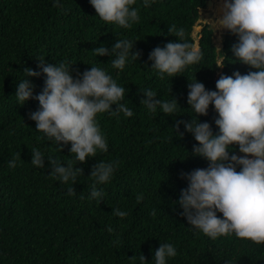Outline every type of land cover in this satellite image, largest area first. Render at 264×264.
<instances>
[{
  "label": "trees",
  "instance_id": "16d2710c",
  "mask_svg": "<svg viewBox=\"0 0 264 264\" xmlns=\"http://www.w3.org/2000/svg\"><path fill=\"white\" fill-rule=\"evenodd\" d=\"M208 1L150 0V6L144 7V0H136L132 7L140 20L125 29L103 21L90 0H60L62 9L54 6L56 0H0V264H133V256L137 257L135 264H140L141 254L148 264H154V252L162 243H171L178 253L167 264H264V244L235 234L212 239L188 223L178 203L189 183L181 172L206 169L209 162L192 155L198 142L183 124L181 137L175 124L199 119L211 124L214 135L219 134L214 105L207 116L197 117L188 104V84L197 80L215 91L222 74L257 71L234 55L231 48L239 38L226 29L218 51L208 24L200 33L202 59L198 63L186 66L175 77L165 74L164 79L151 68L153 49L179 42L169 34L173 24L183 28L187 42L196 46L193 31ZM217 1L211 9L216 18L221 15V2ZM219 32L218 39L222 30ZM122 39L132 41L133 51L141 53L138 60L130 56L123 70L112 67L114 56H97L93 51L101 45L111 49ZM39 59L53 65L67 61L74 78L92 66L99 67L125 88L122 103L133 116H97L108 143L107 153L98 151L95 158L81 164L71 154L70 144L62 151L28 118L39 109V102L30 99L21 105L15 93L18 83L27 79L25 68L41 71ZM28 79L35 86L34 95L40 94L46 76ZM149 89L163 101L176 98L178 111L169 116L158 106L150 113L141 104ZM33 148L44 154V168L31 164ZM233 151L243 154L236 145L229 149L230 154ZM17 155V166L9 168L8 162ZM48 157L65 166L71 160L84 169L71 185L75 196L68 194L69 185L51 177ZM100 161H116L118 167L110 182L98 185L104 192L98 203L89 199L94 183L90 174ZM138 194L144 197L140 203ZM116 208L128 215L123 219L115 216ZM217 215L223 218L222 213ZM109 226L113 233L107 231Z\"/></svg>",
  "mask_w": 264,
  "mask_h": 264
},
{
  "label": "clouds",
  "instance_id": "9594fccd",
  "mask_svg": "<svg viewBox=\"0 0 264 264\" xmlns=\"http://www.w3.org/2000/svg\"><path fill=\"white\" fill-rule=\"evenodd\" d=\"M136 0H90L98 16L107 23H114L122 28L130 29L140 20L138 10L132 7ZM62 9L60 0L54 5ZM150 6V0H144V7ZM221 15L209 20L213 28L228 30L238 36V43L232 45V52L245 65L257 69L247 74L236 71L233 76L221 75L216 81V89L207 90L197 80L188 84V104L199 116L209 114L210 105H214L218 118L215 124L219 134L213 133L208 122L199 119L191 121L178 120L174 128L179 131L180 124L194 136L198 142L193 145V156L205 158L209 165L206 169H195L190 173L181 172L188 187L181 191L178 201L183 209L182 216L188 223L204 235L217 239L220 236L235 234L240 239L255 244H264V0H221ZM169 34L178 38L179 42H168L164 47H156L149 54L153 69L157 70L160 79L165 74L175 77L186 66L198 63L202 54L185 39V30L169 27ZM134 44L128 39L117 40L111 49L103 45L93 51L97 56H114L112 67L123 70L131 56L138 60L139 51H133ZM38 68H25L27 79L18 83L16 97L23 105L30 99L39 102V109L30 112L28 118L36 122L38 131L44 133L49 141H54L63 151V146L71 145L70 152L79 163H86L89 157L95 158L98 151L108 152V143L101 132L98 114L109 113L119 117H132L133 111L122 101L125 88L119 86L106 71L92 66L74 78L67 61L58 65L45 63L39 59ZM223 67L222 63L217 64ZM46 76L42 92L34 95V85L28 77ZM141 104L150 113L157 107L164 114L171 116L178 111V101H163L157 98L153 90H145ZM113 105L116 109L113 110ZM238 146L243 156H238L229 149ZM31 164L45 167L44 154L38 149L31 150ZM251 157V158H249ZM19 155L8 162L9 168L17 166ZM51 165V177L69 185L68 194L76 195L73 186L84 169L74 166L71 160L67 166L59 159L48 157ZM237 166L240 170L237 171ZM118 162L100 161L93 166L90 176L94 183L90 186L89 199L99 203L104 195L98 185H104L112 179ZM71 182V184H70ZM81 199L84 197L81 195ZM138 194L137 203L143 200ZM222 213L223 218L218 217ZM113 214L120 218L128 215L119 208ZM155 216V211L151 213ZM109 233L114 229L109 226ZM118 242V241H117ZM177 250L171 243H162L154 252V264H167L168 258L177 256ZM140 264H148L141 254ZM130 260L135 264L137 257Z\"/></svg>",
  "mask_w": 264,
  "mask_h": 264
},
{
  "label": "rangeland",
  "instance_id": "374dc122",
  "mask_svg": "<svg viewBox=\"0 0 264 264\" xmlns=\"http://www.w3.org/2000/svg\"><path fill=\"white\" fill-rule=\"evenodd\" d=\"M212 7L213 6H210V7L201 11L200 19L194 28L193 37L196 40V46H195L196 48H197V45L199 43L200 33H201L203 26L208 24L212 27L211 22L209 20L216 19V17L214 16V13L211 11ZM212 29L214 31L216 47H217L218 51H220L222 49V37L224 36V33H222L221 38L218 39V37H220L219 36V34H220L219 30L216 31V29L213 27H212Z\"/></svg>",
  "mask_w": 264,
  "mask_h": 264
},
{
  "label": "water",
  "instance_id": "95a60500",
  "mask_svg": "<svg viewBox=\"0 0 264 264\" xmlns=\"http://www.w3.org/2000/svg\"><path fill=\"white\" fill-rule=\"evenodd\" d=\"M212 4H213V0H209L208 2H207V6H206V8H208V7H210V6H212ZM223 40H224V36L222 37V42H223ZM199 44V43H198ZM223 46V45H222ZM197 50H198V45H197ZM240 156H243L244 154H239ZM249 158H251V157H249Z\"/></svg>",
  "mask_w": 264,
  "mask_h": 264
},
{
  "label": "bare ground",
  "instance_id": "6f19581e",
  "mask_svg": "<svg viewBox=\"0 0 264 264\" xmlns=\"http://www.w3.org/2000/svg\"><path fill=\"white\" fill-rule=\"evenodd\" d=\"M221 2V0H218L217 3ZM222 33H223V30H222Z\"/></svg>",
  "mask_w": 264,
  "mask_h": 264
}]
</instances>
